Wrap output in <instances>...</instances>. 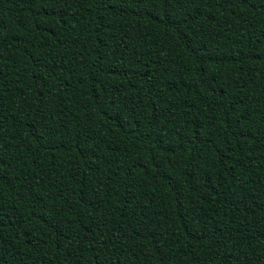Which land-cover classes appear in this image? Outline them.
<instances>
[{
    "label": "trees",
    "instance_id": "trees-1",
    "mask_svg": "<svg viewBox=\"0 0 264 264\" xmlns=\"http://www.w3.org/2000/svg\"><path fill=\"white\" fill-rule=\"evenodd\" d=\"M0 264H264V0H0Z\"/></svg>",
    "mask_w": 264,
    "mask_h": 264
}]
</instances>
